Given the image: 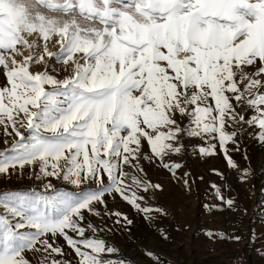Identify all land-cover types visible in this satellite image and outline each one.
<instances>
[{
  "label": "snow or ice",
  "instance_id": "1",
  "mask_svg": "<svg viewBox=\"0 0 264 264\" xmlns=\"http://www.w3.org/2000/svg\"><path fill=\"white\" fill-rule=\"evenodd\" d=\"M0 70V126L15 137L0 148V180L39 182L0 191V264H32L29 252L44 264H134L90 217L131 225L108 210L115 195L149 220L168 214L146 204L162 185L144 160L174 175L170 156L199 138L198 154L219 145L237 168L228 145L238 150L245 125L264 143V0H0Z\"/></svg>",
  "mask_w": 264,
  "mask_h": 264
},
{
  "label": "rangeland",
  "instance_id": "2",
  "mask_svg": "<svg viewBox=\"0 0 264 264\" xmlns=\"http://www.w3.org/2000/svg\"><path fill=\"white\" fill-rule=\"evenodd\" d=\"M55 39L49 41L52 51L58 50ZM43 67L40 65L35 70H43ZM57 68L60 76L71 71L70 68L64 71L63 65H57ZM3 82L4 76L0 70V84ZM242 114L247 120L253 111L249 109ZM11 131L9 128L8 132ZM5 139L11 143L15 137L6 136L4 127L0 126V148L5 146ZM205 144L206 141L199 138H187V150L169 158L171 162L182 165L174 175L159 162L143 161L147 177L152 183L162 185V190H156L146 204L153 208H164L167 215L154 213V219L149 220L119 195L106 197L110 212L119 211L132 220L131 225L122 223L117 226L113 216H103V220L90 217L94 224L113 229L100 235L119 250L115 256L134 264H157V257L159 264H264V143L253 135L252 128L245 125L238 136V150L231 143L228 145L237 168L229 166L219 145L214 155L198 154V147ZM143 150L150 151L147 143ZM242 174L247 178L242 179ZM185 179L189 182L190 190L184 183ZM52 182L66 190L71 188L70 185L60 184L55 178ZM212 185L220 187L226 196L235 198L238 207L230 209L221 206ZM33 186L39 187L34 177L20 180L13 177L7 183L0 180V191H27ZM209 233H215L216 237L225 233L241 239H219ZM57 243L68 254L64 258L75 257L63 239ZM149 250L155 255L150 257L147 254ZM27 255L32 264H44L45 257L41 253L29 252Z\"/></svg>",
  "mask_w": 264,
  "mask_h": 264
}]
</instances>
